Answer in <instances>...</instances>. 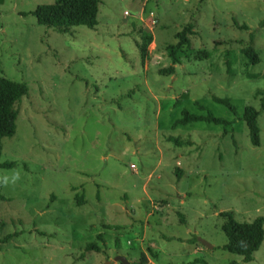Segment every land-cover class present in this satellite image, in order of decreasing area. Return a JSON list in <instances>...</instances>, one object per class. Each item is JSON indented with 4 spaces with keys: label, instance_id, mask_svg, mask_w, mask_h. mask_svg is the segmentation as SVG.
<instances>
[{
    "label": "rangeland",
    "instance_id": "rangeland-1",
    "mask_svg": "<svg viewBox=\"0 0 264 264\" xmlns=\"http://www.w3.org/2000/svg\"><path fill=\"white\" fill-rule=\"evenodd\" d=\"M53 1L0 4V77L27 87L14 135L1 139L0 163L13 166L0 168L9 179L0 183V264H138L140 255L146 264H264V224L243 263L221 249L218 215L264 217V112L258 146L240 120L264 93V0H99L94 29L66 34L30 14ZM187 24L192 56L159 75ZM138 28L151 35L142 61ZM247 45L255 65L241 53ZM195 102L230 122L225 135L201 122L171 127L182 110L203 114ZM92 242L100 252H83Z\"/></svg>",
    "mask_w": 264,
    "mask_h": 264
},
{
    "label": "trees",
    "instance_id": "trees-1",
    "mask_svg": "<svg viewBox=\"0 0 264 264\" xmlns=\"http://www.w3.org/2000/svg\"><path fill=\"white\" fill-rule=\"evenodd\" d=\"M1 2L2 0H0V4ZM98 3L99 0H54L53 3L49 5H37L30 14L34 17L38 25L51 28L59 34L68 33L72 27H84L92 30L96 26ZM232 23L236 29H246L244 25H237L234 20ZM260 26L264 27V20L260 22ZM137 34L139 36V41L135 42L134 46L142 61L146 54V48L151 42V35L149 32L143 31L140 28L137 29ZM192 35L191 24L185 25L180 31L174 34V42L167 45L165 49L169 65L166 68L159 69L157 71L159 75H173L175 72L174 66L179 65L181 59H190L193 53L190 43V36ZM241 53L246 60V65H255L259 62V58L252 46L247 45L241 50ZM257 94L261 95L259 110H255L252 107H244L240 116V120L247 129L248 140L252 146L259 145V129L256 124V118L260 112H264V93L257 92ZM26 95L27 87L24 83L13 82L0 77V154L1 139L10 138L14 135L17 116L16 106ZM210 99L213 103L223 106L232 115H236V109L228 98H217L212 96ZM194 106L197 110L203 112V114H191L182 110L180 117L172 122L171 127H183L191 122H201L220 126L222 128V134H226V127L230 126L229 121L213 116L206 106L199 102H195ZM167 140L175 146H181L183 144L180 140L175 138L168 137ZM12 166L13 162L0 163V168L2 169H10ZM176 176L178 177V174H176ZM76 204L77 206L81 204V198L76 200ZM218 215L222 218L220 230L226 239V243L221 249L241 257L243 263L250 262L253 253L257 251L263 240L262 227L264 224V217H257L250 223H238L233 219L232 213L229 211L220 212ZM104 228L111 229L109 226H104ZM96 239L102 240L101 234L96 235ZM191 241L195 242L196 240L192 239ZM83 252L99 253L100 249L92 242L84 246ZM150 257L154 258V255L150 254ZM146 263L144 255H140L138 264ZM182 264L207 263L202 259L195 258L190 262Z\"/></svg>",
    "mask_w": 264,
    "mask_h": 264
},
{
    "label": "clouds",
    "instance_id": "clouds-1",
    "mask_svg": "<svg viewBox=\"0 0 264 264\" xmlns=\"http://www.w3.org/2000/svg\"><path fill=\"white\" fill-rule=\"evenodd\" d=\"M19 179H20V173L18 171L14 172V174L11 177L12 182L15 183V181ZM0 183H3L4 186H7V184L9 183L8 177L7 176L3 177V180L0 181Z\"/></svg>",
    "mask_w": 264,
    "mask_h": 264
},
{
    "label": "water",
    "instance_id": "water-1",
    "mask_svg": "<svg viewBox=\"0 0 264 264\" xmlns=\"http://www.w3.org/2000/svg\"><path fill=\"white\" fill-rule=\"evenodd\" d=\"M197 241H198L201 245L205 246L206 248H208V249L211 248V246H210L207 242H205L204 240H201V239L198 238ZM113 261H118V262L121 263V264H127L126 261H125L122 257H119V256L115 257V258L113 259Z\"/></svg>",
    "mask_w": 264,
    "mask_h": 264
}]
</instances>
